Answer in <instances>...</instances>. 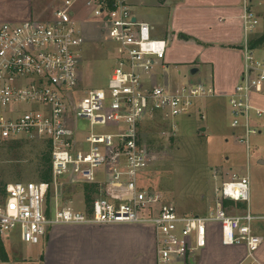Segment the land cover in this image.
<instances>
[{"label": "built area", "instance_id": "obj_1", "mask_svg": "<svg viewBox=\"0 0 264 264\" xmlns=\"http://www.w3.org/2000/svg\"><path fill=\"white\" fill-rule=\"evenodd\" d=\"M82 4L87 18L114 45L112 66L103 86L78 89L82 25L73 6ZM243 0V71L227 95L234 138L249 148L260 133L253 106L264 94V55H256L249 38L258 17ZM132 0H62L45 20L0 23V141L39 140L50 156L52 179L16 181L0 195V236L18 234L37 244L56 225L136 224L152 227L154 264H194L210 236L225 246H244L235 264H264L257 256L263 237L250 212L230 214L224 200L247 203L248 176L231 173L215 188L214 207L204 214H180L172 202H160L140 185L151 162V148L142 136L147 121L162 122L163 134L178 130L177 117L190 116L197 99L216 96L212 85L187 81L176 89L155 82L164 69L166 38L152 35L149 23L136 18ZM134 18V19H133ZM168 138V139H169ZM60 178L96 184L91 207L77 209L50 203ZM49 196V199L47 200Z\"/></svg>", "mask_w": 264, "mask_h": 264}, {"label": "rangeland", "instance_id": "obj_2", "mask_svg": "<svg viewBox=\"0 0 264 264\" xmlns=\"http://www.w3.org/2000/svg\"><path fill=\"white\" fill-rule=\"evenodd\" d=\"M155 1L132 0L134 13L140 18L144 15L153 19V14L165 11L155 5ZM249 1V6L259 20L252 35L263 33L264 0ZM61 2L62 0H0V23L19 22L27 17L34 20L48 19ZM72 9L76 13L74 19L82 25L85 36L78 70V89L83 92L106 83L112 66L114 45L98 29V20L90 16L87 18V9L81 3ZM158 36L156 34L155 37ZM260 47L255 51L256 55H264V46ZM180 68V74L170 68L166 70L168 82L173 80L179 84L185 79H190L192 82L201 80L206 83L203 66H200L199 72L194 75L189 74L187 64ZM215 100H218L216 96L197 99L196 106H204V118H200L196 110H193L190 116L177 117L178 130L172 135V139L162 133L166 128H163L164 124L159 120L147 121L142 125L143 139L149 144L153 156L148 167L141 172L140 185L148 193L154 194L160 202H172L180 214H204L214 207L215 188L220 187L223 180L233 172L247 175L248 202L226 199L223 204L229 201V204L224 206L230 214L242 213L249 207L252 214L264 216V114L256 117L260 133L251 135L247 150L245 145L232 135L228 98H222L218 103H215ZM201 127H205V130L200 131ZM44 152L45 143L39 140H23L16 146L0 141V187L16 181H38L41 169L39 162ZM82 184L73 178L57 179L50 191V203L59 207H85ZM252 227L255 233L264 239V218L253 220ZM52 228L49 229L45 240L37 244L22 243L17 237H11V240H15L19 253L25 258L15 264L40 261L42 264H57V257L62 252L58 247L59 245L62 248V244L57 243V235H61V232L56 234L57 230H53L50 234ZM135 228L128 227L130 230L127 232L123 230L124 241L130 242L133 239ZM131 230H134V233ZM111 233L91 231L84 236L82 243L75 237L74 232L60 237L66 241L63 248V258L66 261L64 263L130 264L134 257L130 248L128 252L121 254L122 249L119 247L123 239L120 235L108 237ZM7 241H10L9 236ZM263 244L264 240L261 246ZM40 255L43 256L42 259ZM231 255V251L221 248L217 259L213 256V259L209 258L208 261L200 263L197 261L196 264H214L213 260L219 264H232Z\"/></svg>", "mask_w": 264, "mask_h": 264}, {"label": "crops", "instance_id": "obj_3", "mask_svg": "<svg viewBox=\"0 0 264 264\" xmlns=\"http://www.w3.org/2000/svg\"><path fill=\"white\" fill-rule=\"evenodd\" d=\"M155 5L164 8L165 11L153 14V19H149L144 15L140 18L134 13L136 18L151 25L152 35L156 36L158 34V38H166L168 42L164 57L166 67L161 69V76L155 78L154 81L164 84L170 89H176L184 82L192 80L185 79L183 83L179 84L173 80L168 82L166 70L170 68L176 74H180V66L187 64L189 74L192 68H196L194 73L196 74L199 72V67L203 66L205 82L212 85L217 93L216 97L218 100H215V103H218L217 101L222 98H227V95L233 91L243 71L242 46L244 44V31L241 20L243 0H156ZM251 10L253 11L252 8ZM254 14L256 15L255 12ZM28 19L31 18L27 17L21 21ZM252 100L255 108L264 111V94L255 93ZM198 107L201 110L204 109L203 105ZM201 128L205 130V127ZM128 227H136V230L134 229L135 233L134 230H131L135 236L130 242L124 241L123 236L125 235H122L123 230L126 232L130 230ZM53 230H57L56 234L61 232V235H57V243L61 242L62 244V248L58 245L62 252L57 257V264L66 262L63 258V248L66 241L60 239V237L74 232L75 237L82 243L84 236L91 231L112 232L108 237L120 235L123 241L119 247L122 249V253H119L125 254L130 248L132 255H134L130 264H154V236L151 226L136 224L56 225L52 228L50 234ZM47 235H49V231ZM8 236L10 241H7ZM14 236L20 240L18 234L15 233L0 236V244L4 252L3 256H0V264H15L19 260H25L19 253L15 240H11V237ZM211 238L213 239L210 240ZM211 238L209 237L206 247L196 257L194 264L204 262V260L208 261L209 258L213 259V256L217 259L218 251H221V248L232 252V264L237 263L243 257L244 246H225L220 243L218 236H212ZM257 256L264 261V244L259 248ZM145 257H147V261ZM215 261L213 260L212 263L219 264V262Z\"/></svg>", "mask_w": 264, "mask_h": 264}, {"label": "trees", "instance_id": "obj_4", "mask_svg": "<svg viewBox=\"0 0 264 264\" xmlns=\"http://www.w3.org/2000/svg\"><path fill=\"white\" fill-rule=\"evenodd\" d=\"M249 44L251 47L256 48L260 46H264V32L256 35H251L249 38ZM23 140H10V141H3L5 143H9L10 145H19ZM46 147V146H45ZM39 167L41 169L39 170L38 174V181H44L49 182L52 179L51 176V167H50V156L49 152L46 147V152L43 153V155L40 158ZM82 194H83V204L87 210L90 209L91 204L94 200V198L98 194V189L96 187V184L93 183H84L82 184ZM4 194V184L0 187V195ZM49 199V196L47 200ZM225 205L229 204V201L224 202ZM4 254L2 246L0 244V256L2 257ZM42 255H40V259H42ZM29 264H42V262H31Z\"/></svg>", "mask_w": 264, "mask_h": 264}, {"label": "water", "instance_id": "obj_5", "mask_svg": "<svg viewBox=\"0 0 264 264\" xmlns=\"http://www.w3.org/2000/svg\"><path fill=\"white\" fill-rule=\"evenodd\" d=\"M195 72H196V68H192V70L190 71V74H194ZM200 130L204 131V128H200Z\"/></svg>", "mask_w": 264, "mask_h": 264}]
</instances>
